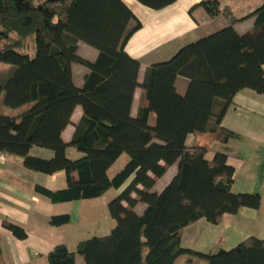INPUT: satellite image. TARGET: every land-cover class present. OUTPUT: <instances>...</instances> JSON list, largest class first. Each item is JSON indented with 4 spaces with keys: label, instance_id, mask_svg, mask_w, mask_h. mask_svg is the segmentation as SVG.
<instances>
[{
    "label": "trees",
    "instance_id": "trees-1",
    "mask_svg": "<svg viewBox=\"0 0 264 264\" xmlns=\"http://www.w3.org/2000/svg\"><path fill=\"white\" fill-rule=\"evenodd\" d=\"M137 1L160 9L175 0ZM200 4L227 25L149 65L139 83V60L126 52L125 43L141 23L123 0H0V62L10 66L0 75V151L22 157L35 171H64L65 187L34 186L51 201L95 198L126 183L108 202L115 220L110 231L79 240L74 250L54 245L48 264H178L184 253L203 259L194 264H264V238L253 235L208 253L181 246L182 229L198 219L216 224L223 213L261 203L258 193L231 190L234 169L226 151L207 158V144L188 145L186 138L208 132L225 142L232 133L220 121L235 93L245 88L264 93V3L250 13L253 26L243 33L219 0ZM79 41L98 50L95 59L78 54ZM73 63L88 70L80 86ZM177 76L188 79L182 93ZM138 86L142 93L133 116ZM77 105L82 115L67 142L62 131ZM33 146L52 155H32ZM68 146L80 155L69 157ZM122 153L126 163L109 175ZM172 165L170 180L153 189ZM138 203L145 205L141 211L135 209ZM69 221L68 212L49 218L53 226ZM4 225L20 239L27 236L17 224Z\"/></svg>",
    "mask_w": 264,
    "mask_h": 264
},
{
    "label": "crops",
    "instance_id": "crops-1",
    "mask_svg": "<svg viewBox=\"0 0 264 264\" xmlns=\"http://www.w3.org/2000/svg\"><path fill=\"white\" fill-rule=\"evenodd\" d=\"M200 1L175 0L165 7L153 9L137 0H123L141 23L125 43L126 52L139 60L137 75L139 83L142 82L149 65L168 59L182 45L227 25V20L222 15L210 17ZM253 1L252 5H248V2L240 0H236L234 4L219 0L221 7L223 5L231 7L230 11L236 18L233 27L239 33L252 28L255 17L250 13L264 3V0ZM133 23L131 21L129 25L132 26ZM77 52L89 60L95 59L98 54L95 47L83 41L78 42ZM9 67L8 64L0 62L2 77L6 75ZM72 70L74 82L80 86L83 75L88 70L78 63L72 64ZM187 83L186 77L177 76L175 84L179 92H184ZM141 93L142 88L136 87L131 108L133 116L137 113ZM0 107H2L1 103ZM81 115L82 108L77 105L71 115L70 123L62 131L65 141L71 139L74 124ZM153 120L154 115L151 114L149 121L153 122ZM220 125L232 133L225 142L212 140L209 133L205 132L198 135L189 134L186 143L207 144L209 146L207 158H211L215 150L226 151L227 163L234 169L231 190L258 193L261 203L257 209L242 206L234 213H223L216 224L200 218L185 226L181 231V246L202 253L214 252L220 248L229 249L251 235L264 238V93L248 88L236 92L232 103L221 118ZM29 153L42 157L52 155L51 150L39 146L31 147ZM66 153L71 158L80 155L72 146L67 147ZM127 159V154L122 153L109 167L108 173L114 166L113 172H117ZM175 171V165L169 167L153 189L159 191ZM164 177L162 184L159 185ZM36 184L52 190L63 188L66 186L65 173L57 171L46 174L29 169L24 166L22 157L18 155L7 154L5 159H0V264H48L47 254L53 246L58 243L67 245L65 242L67 229L77 226V231H80L79 236H82L91 232L95 225L89 223L90 219H87L88 223L83 225V206L79 202L82 199L51 201L35 191ZM125 185L126 183L115 189V193L117 194ZM63 205H66V209ZM144 206L143 203H138L135 209L141 211ZM62 210H67L70 214V221L60 226L49 224L50 216L65 213ZM5 221L23 227L27 236L20 239L13 235L5 227ZM112 227L113 218L111 222L106 220V224L100 227L101 231L106 233L99 235L107 234ZM75 245L72 248L67 246L74 250ZM79 257L81 256L77 254L76 260L81 263ZM185 257L188 260L184 264L203 261L196 254L184 253L177 257V263ZM190 257L196 258V261H192Z\"/></svg>",
    "mask_w": 264,
    "mask_h": 264
},
{
    "label": "rangeland",
    "instance_id": "rangeland-1",
    "mask_svg": "<svg viewBox=\"0 0 264 264\" xmlns=\"http://www.w3.org/2000/svg\"><path fill=\"white\" fill-rule=\"evenodd\" d=\"M224 1L225 2H229L231 4H234L236 0H224ZM240 1L241 2H248L247 3L248 5L249 4L252 5L254 3L253 0H240ZM224 7H227L226 9L231 10V7L228 6V5H225ZM229 12H231V11H229ZM47 150L50 151V149H47ZM44 157H46V156H44ZM114 168H115V166L112 167V169H110V171H109L110 175H112L114 173L113 172ZM164 179H165V177L160 180L159 185L162 184ZM115 196H116L115 189L114 188H109L100 197L87 198V199H82L81 201H79L81 203V205L83 206V212H84L83 225L88 223L87 219L91 220V221H89L90 224L92 222V224L95 223V225H93V229L91 230V232H89L88 234L82 235V236H79L80 235V231H77V229H78L77 226H75V227H73L71 229H67L66 230V234H65V242L67 243V245L69 247H71V248L74 247V245L78 241L77 239L81 240V239H85L87 237H90L92 235H99V234H102V233H106V232H103V230L101 231L100 227H102L103 224H106V220L111 222L112 217H111V215L109 213L107 205H108V202ZM63 208L66 209V205H63ZM62 211L67 212V210H62ZM114 224H115V220L113 219V226H114ZM97 225H99V226H97ZM95 226H97V227H95ZM79 258L81 259V261H83L82 257H79ZM190 258L192 259V261H196L195 260L196 258H192V257H190ZM187 260H188V258L185 257V258H183L181 260H178V263L179 264L180 263L184 264Z\"/></svg>",
    "mask_w": 264,
    "mask_h": 264
},
{
    "label": "built area",
    "instance_id": "built-area-1",
    "mask_svg": "<svg viewBox=\"0 0 264 264\" xmlns=\"http://www.w3.org/2000/svg\"><path fill=\"white\" fill-rule=\"evenodd\" d=\"M7 153L0 151V159H5Z\"/></svg>",
    "mask_w": 264,
    "mask_h": 264
}]
</instances>
